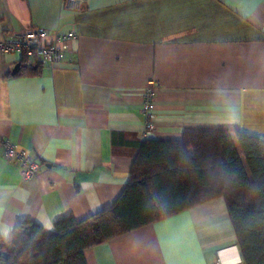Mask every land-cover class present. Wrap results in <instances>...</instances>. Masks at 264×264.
I'll return each instance as SVG.
<instances>
[{"label": "crops", "instance_id": "obj_1", "mask_svg": "<svg viewBox=\"0 0 264 264\" xmlns=\"http://www.w3.org/2000/svg\"><path fill=\"white\" fill-rule=\"evenodd\" d=\"M65 36L54 66L0 52V137L40 169L23 179L0 146V237L47 232L111 206L144 139L239 130L264 138V0H0V40ZM31 63V62H30ZM16 64L19 69L13 73ZM154 86L153 130L142 108ZM87 264H243L222 197L85 250Z\"/></svg>", "mask_w": 264, "mask_h": 264}, {"label": "trees", "instance_id": "obj_2", "mask_svg": "<svg viewBox=\"0 0 264 264\" xmlns=\"http://www.w3.org/2000/svg\"><path fill=\"white\" fill-rule=\"evenodd\" d=\"M135 146L129 181L111 206L81 220L62 217L52 232L19 220L0 237V264H87L85 250L217 197L242 263L264 264V138L217 129Z\"/></svg>", "mask_w": 264, "mask_h": 264}, {"label": "built area", "instance_id": "obj_3", "mask_svg": "<svg viewBox=\"0 0 264 264\" xmlns=\"http://www.w3.org/2000/svg\"><path fill=\"white\" fill-rule=\"evenodd\" d=\"M84 0H66L67 6L79 9ZM66 49L65 36L57 31H48L40 27L30 28L24 32H19L10 37L0 40V52L18 53L31 63L40 66H54L63 59ZM154 98V86L149 85L145 89L144 102L142 104L145 113V129L147 132L153 130V109L152 100ZM0 146L3 149L5 159L18 163L21 166V176L23 179L35 177L40 169L37 160L31 158L28 153L11 144L7 139L0 137ZM215 264H223L221 260Z\"/></svg>", "mask_w": 264, "mask_h": 264}, {"label": "water", "instance_id": "obj_4", "mask_svg": "<svg viewBox=\"0 0 264 264\" xmlns=\"http://www.w3.org/2000/svg\"><path fill=\"white\" fill-rule=\"evenodd\" d=\"M19 69V64H16L15 68L13 69V73Z\"/></svg>", "mask_w": 264, "mask_h": 264}]
</instances>
